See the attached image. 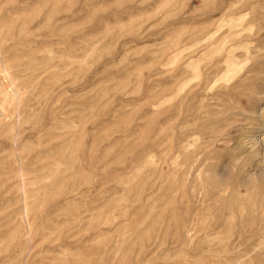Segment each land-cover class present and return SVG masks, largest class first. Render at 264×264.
I'll list each match as a JSON object with an SVG mask.
<instances>
[{"label":"rangeland","instance_id":"rangeland-1","mask_svg":"<svg viewBox=\"0 0 264 264\" xmlns=\"http://www.w3.org/2000/svg\"><path fill=\"white\" fill-rule=\"evenodd\" d=\"M0 264H264V0H0Z\"/></svg>","mask_w":264,"mask_h":264}]
</instances>
